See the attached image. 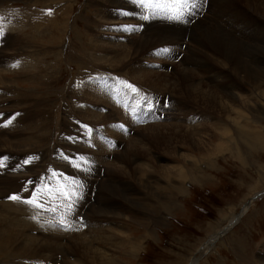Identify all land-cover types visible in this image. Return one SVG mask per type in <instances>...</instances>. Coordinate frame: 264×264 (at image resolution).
<instances>
[{"label": "rangeland", "instance_id": "rangeland-1", "mask_svg": "<svg viewBox=\"0 0 264 264\" xmlns=\"http://www.w3.org/2000/svg\"><path fill=\"white\" fill-rule=\"evenodd\" d=\"M5 2L4 4L6 5H3L2 10L5 11L7 5H9V11L13 10V13L28 14L29 18L35 19L40 31L35 34L33 31L29 36L27 34V39H25L26 36L24 35L26 33L21 30L18 41L12 50V53H16L15 59L17 63L24 62L27 64L32 62L35 68L25 71L19 69L10 71L7 65L9 57H6L7 62L2 65L5 70L1 72L3 75L0 79V94L3 98L11 99L0 106V115L10 119L9 125L11 129L3 130L0 127V131L3 130L1 135L5 142V144L0 142V154L9 155L12 153L13 157L21 156V158H24L22 155L32 156L31 162L39 164V168L33 175L35 177L42 176L45 173L55 175V183H60L57 185L62 188L65 183L62 184L63 180L61 179L64 176H68L71 179L76 174H80L82 170H88V172L89 170L95 171L94 169L96 171L99 170V173H101L100 178L104 180L102 181L105 186V197H107L105 200H107L109 205L106 211L110 210L111 214L103 215L100 218L101 223H91L90 218L87 217L89 213L86 214L89 211L79 210L80 206L76 210L69 208L66 212L72 214V216L66 219L76 227L75 232L81 231L80 229L83 227L90 229L95 224L98 230L105 231V235H108L111 229L115 228V231L121 230L131 237L133 236L132 238H137L141 242L139 253L135 255L127 254L123 251L122 253H115L114 257L120 260L116 264H193V261L196 264H261L262 257L259 256L264 255V250L261 249V246H264V151L249 152L251 150L243 146V149L240 150L242 159L239 162L234 157V153L235 155L237 154V147H235L237 145H234V148L230 147L218 160L214 159V157L208 160L203 159L202 156L207 155V152H209V155L215 153L217 142H209L205 150L195 149L193 148L191 137L184 134L176 136L165 129V126L177 123V125L185 127V132L189 131L191 129L190 125L196 119L198 121L201 118L202 108L200 104L194 102L191 97L189 99L188 94H178V96L177 94H169L165 98H163V94H144L145 91L137 87L135 80L130 74L131 70L134 69L138 73H142L145 70L157 71L156 73L161 76L175 74L177 68L173 63H180V59L183 56H178L176 60L174 56H166L165 54L172 55L171 53L176 54V52L180 54L179 48L164 49L158 47L159 44L156 45L151 53L160 57L161 61L157 60L158 58L149 57H145L144 60L142 56H136L132 59L128 57V48L126 47L132 46V44H130V41L127 42V40L133 39L136 36V32L131 30L133 25H129L130 27L128 28L129 23H122L121 20L109 17L106 11L109 8V0H5ZM152 4L159 5L162 13H167L174 9L175 11L181 10L187 15L190 14L192 15L191 18L195 20L193 23L200 19L198 23L201 25L214 23L216 27L218 26L217 28H221L227 34L229 33L228 35H233V37L242 42L253 40L256 37L257 28L263 29L264 32V4L261 2H252L253 7L260 15L251 11L244 0H152ZM49 10L51 14H49ZM246 15L249 18L244 21ZM211 16L213 17L211 18ZM250 18L255 20L259 27L243 30L245 27L244 22L251 25L252 20ZM54 22H56L55 31L61 28V35L55 32V36L52 37L47 27H50L48 25L53 26ZM137 36H139V33ZM186 40V44L182 46L185 48L182 50H185L189 43V38H186ZM98 43L102 44L98 45ZM103 44L104 47L109 45L111 52L107 46L103 49ZM95 45L98 47H95ZM113 45L115 46L113 47ZM149 45L150 43L145 48L150 51L152 46ZM113 48H116V50ZM122 48L125 49L122 51ZM216 51L214 45L210 44L209 41L207 48L204 47L197 50V62L195 65H189L188 68L193 70L194 67V70H196L195 75L199 74V78L205 80L206 72L210 70L212 65L216 67L215 64H217L218 59ZM114 52L123 53L117 59L112 57ZM120 58L124 60L122 61ZM112 61H114L115 65L114 63L112 64ZM120 61L122 62L120 63ZM218 62L221 63V60ZM249 62L251 63L250 60ZM256 66L262 67L260 69L261 72L264 71V64L258 62ZM218 69L231 71L229 66H221ZM26 72L30 73L27 74ZM178 73L179 71L176 74ZM180 74L175 78L176 81L173 79L171 83L177 82V79L181 76ZM217 74L221 81H226V85L231 86L232 80L227 78L228 74ZM260 85V91H264V85ZM250 92H254V88L252 90L247 84L242 86L241 95L253 100L254 103L256 102L258 107L263 106L264 100L259 98L261 95L255 94V92L250 94ZM25 94L29 97H26ZM91 98L93 99L91 100ZM260 100L263 101L262 104ZM254 106L252 105L251 107L253 111H258ZM193 110H196V113ZM207 110L219 113L218 111ZM217 120L219 119L209 116L205 121L208 126L202 129H193L192 131L199 132L202 130L200 131V137H202L200 140L208 142L207 139L210 135H214L215 129V126L213 124L210 126V124ZM254 126L259 128L257 132H261L264 135V115L259 118V122L254 124ZM42 127H45V130ZM249 128L254 129L255 127ZM147 130H156L157 134L159 132L161 134L164 133L165 138L156 141L151 139L145 141V132ZM137 134H139V138ZM206 137L208 138L206 139ZM126 138L129 139L127 140ZM141 140L143 144L140 143ZM37 141L42 142L37 144ZM135 142L141 144V146H138L140 149L135 148L136 151L132 149L133 145L137 146ZM145 143H147L146 146L149 145L148 148L144 147ZM203 148L206 147L203 145ZM131 150L134 153L131 152L132 154L128 156ZM146 152L147 155H145ZM150 153L153 154L149 155ZM198 160L199 162L196 163V166L199 171L205 173L202 175V178H205V183H202V181L194 182L189 176L193 174L186 172L190 170L192 163ZM134 162L138 166L142 165V163L144 164L140 167L142 173L139 174L137 166H133ZM126 163L129 167L125 166ZM145 163H147V166H145ZM123 165L127 168L122 167ZM144 166L145 169H143ZM110 167L118 168L120 173L114 172L113 168ZM168 167H175L178 174L182 171L189 177L186 179V184L180 182L182 194L179 197H175V203L169 204V206L175 208L172 211L170 210L171 214L160 212L158 214L153 213V215L151 205L156 204L157 199L161 201L162 205H165L167 202L166 190L170 189L169 187H178L179 185L177 181L168 183L163 178L167 174H164V170L161 169ZM23 173V175H29L27 172ZM2 175L3 173H0V176ZM96 177L97 175L93 178L96 179ZM70 179L67 181V186L72 183ZM94 179L87 181L93 182ZM8 185L10 188L13 185L12 188L15 189L13 195L19 196L20 199L17 201L9 199L13 195L11 192L7 194L6 191L7 189L11 191L12 188H8L7 185H0V215H2L0 217L6 218L4 219L5 225L10 228L7 231V228L4 227L3 231L0 224V235H10L7 239L8 243L6 242L4 249L1 251L0 264L18 261L20 251L16 250L23 246L21 242L24 245H28L29 240L33 239L39 245L44 244V240H41L35 232L31 230L28 232L29 229H24V226L18 224V221H23L24 224L26 221L32 220L35 223L46 222L48 225L52 223V226L56 224L55 226L61 227L58 221L65 219V216L58 215L60 209H63L64 206L59 207L56 203L52 204L48 210H43L35 204L27 203V201L34 200L38 202L36 204L41 205L39 202H42L38 196L30 193L28 186H22V189L20 188L22 192L18 194L17 186L14 183L8 182ZM112 185H118L122 190L129 189L127 191L130 198L128 203L137 208L129 209L126 206L127 204L119 201L120 198L116 194L107 192V187ZM98 186L99 184L95 186V190L90 192L88 188L89 196L92 195L94 198L91 197V202H88L91 206L99 202L101 203L100 208H104L106 204L104 203L103 195L100 198L101 200L96 198L100 193ZM3 190L4 192H2ZM4 193L6 194L4 195ZM56 194L51 189V198H54ZM72 201L76 202V200ZM88 208L87 205L86 210ZM12 212L14 213L11 216ZM114 214L118 215V217L112 219L111 217ZM151 218H156L160 221V224H151L152 226L150 225L148 229L140 225V222L148 223L149 225L152 222ZM234 220L236 221L230 229L218 240H214L213 237L217 236V234L219 235L227 226L229 227L231 221ZM118 221H122L125 225L121 224V222L118 224ZM139 226L142 227L140 228ZM109 228L111 229L107 234L106 231ZM38 230L46 235L47 233H61V235L63 234L60 237L61 241H63L62 238L69 235H64L62 233L64 229L62 228L55 230L40 227ZM147 230L148 232L151 231V234L141 239L143 235L147 234ZM25 234L26 238L24 237ZM115 235L117 234L113 233V236ZM11 236L14 237L12 238ZM65 241L66 239L64 238L63 244L59 242L61 247L65 245ZM126 245L129 246L131 244L128 243ZM56 246L59 247L58 245ZM99 249H103L105 252L107 250L105 247ZM110 250L114 252L118 248ZM75 252L67 251L66 258L63 257V259L61 255H58V252L46 250L35 259L34 257H31L32 259L28 257L27 261L26 259L24 261L19 260V263L34 264L37 261L35 264H49L55 260L53 259L54 257H58L59 263L62 264L66 260V264L69 261L72 264L73 262L78 263L81 259L80 252H78L79 254L77 251ZM113 252L109 251V253ZM5 255H7V258L4 257ZM22 257L24 258V256ZM84 264H88L87 261Z\"/></svg>", "mask_w": 264, "mask_h": 264}, {"label": "bare ground", "instance_id": "bare-ground-1", "mask_svg": "<svg viewBox=\"0 0 264 264\" xmlns=\"http://www.w3.org/2000/svg\"><path fill=\"white\" fill-rule=\"evenodd\" d=\"M244 1L247 3V5H248V7H249V9L251 11H253L257 15H260L259 12L255 9V7H253L252 2H261L262 4H264V0H244ZM4 3H6L5 0H0V29H2L3 33H4V35L2 37H0V79H1V77L3 75V74H1V72L5 70L2 67V65H3V63L7 62V58L6 57H9V60H8L9 63H7V65L9 66L8 70H10V71H13L14 69H19V70L25 71V70H31V69L35 68L33 66L32 62H28L27 64H25L24 62L17 63L16 59H15L16 53H12L13 52L12 50L14 49L13 46L16 45V43L18 41V38L20 36L19 32L21 30L22 31L24 30V32L26 33V35H24V36H26L25 39H27V34L29 36L30 34L33 33V31H34V34L40 31V27L36 25L35 19L33 20V18H31V17L29 18L28 14H26V15L21 14L20 15L18 13L17 14L13 13L12 12L13 10L9 11L10 10L9 9L10 8L9 5H7V8L5 9V11L2 10L3 5H6ZM103 4H105V3H103ZM4 7H6V6H4ZM106 11H107V14L109 15V17L111 19H118V20H121L122 23H129L128 24V28L130 27L129 25H133V28L131 27L132 29L131 28L130 29L133 32H136V36L133 37V39L130 38L131 40L130 39L129 40L126 39L127 42L130 41V44H132V46L130 45L131 47L130 46L126 47V48H128L127 49L128 57H130L131 59L136 57V56L137 57L142 56L144 60H145V57H149V58H158L157 60L161 61V59H159L160 57H157V56H155L154 53H151L154 50V47L156 45L159 44L158 47H162L164 49L173 48V47L179 48L180 54H178L177 52H176V54L171 53L172 55H168V54L164 53L166 56H174V59H176V60H177L178 56H181V55L183 56L181 59L179 58L180 61H181L180 63H177V62L173 63V65H176L177 72L179 71V73L176 74L177 72H175V74L170 75V76H172V78H170V76L167 75V74L161 76L159 73H156L157 71L153 72V70L152 71L145 70L142 73H138L136 71V69H134V70H131V73H130L132 78L135 80L137 87L139 89H143L145 91L144 94H150V93L151 94H154V93L163 94V98H165L169 94H177V96H178V94H183V95L184 94H188L189 95V97H188L189 99L191 97L194 100V102H196L197 104H200V107L202 108V110H201L202 113L200 115L201 118L198 121L196 119L193 122V124H191V125L189 124L190 128H191L189 131L185 132V127H183V126H181L179 124L177 125L176 122H175L176 124H174V125L165 126V129L171 131L176 136H180L181 134H184V135H187L188 137H191V140H192L191 142L193 143V145H194L193 148H195V149H203V150H205V149H207V146L209 145V142H211V143L212 142H217V144H219V145L217 146V144H216V149H215V153L214 154L209 155V152H207L206 153L207 155H203L202 156V158L203 159L205 158V160L211 159L213 157H214V159L218 160L221 157V155L223 156L225 151L229 150L230 147L234 148V145H237V146H235V147H237L236 148L237 154L235 155V153H234V157L237 158L239 162L242 159V152L240 150L243 149V146H246L247 149H250L251 151H249V152L264 151V135L261 132H257V130L259 128L254 126V124H257L259 122V118L262 115H264V105L261 106V107H258L256 105V102L254 103L253 100L249 99L248 97H245V96L241 95L242 86L247 84L248 86L251 87L252 90L254 88L255 94L261 95L259 97L261 100H264V91H260V86H261L260 84L264 85V71L261 72L260 69H262V67H259V66L257 67L256 66V64L258 62L261 63V64H264V38H263L264 32H263V29L257 28V27H259V25H258V23H256L255 20H252L250 18L252 20L251 25L249 23H247V22H244L245 27L244 28L242 27V28H243V30L244 29L251 30V29H256L257 28L256 29V37L253 40H247L246 42H242V41H239L238 39H236L235 37H233V35L232 36L228 35L229 33L227 34L221 28H217L218 26L216 27L214 23H205L204 25H201V24L198 23V22H200L201 19L200 20H196V22L193 23L195 20H193L191 18L192 15H190V14L187 15V13L181 12V10L175 11L174 9H172L171 11H169L167 13H162L160 11V6L159 5H153L152 4V0H109V8ZM107 14H106V16H107ZM252 15H251V17H252ZM224 16H226V15H224ZM32 17H34V16H32ZM176 17H178V18H176ZM212 17L213 16H211V18ZM247 18H249L248 15H246L244 17V21ZM207 21H209V19H207ZM48 26H50V27H47V28H48V31L50 32L52 37L55 36V32H56V34L58 33L59 35H61V28L59 30L57 29V31H55L56 22H54L53 26L52 25H48ZM99 26H100V24H99ZM200 27H202V28H200ZM229 30H231V29H229ZM129 32H131V31L129 30ZM138 33H139L140 37L137 36ZM50 34H49V36H50ZM197 35H200V36H197ZM236 37H238V36L236 35ZM186 38H189V43L187 44L186 49L182 50V49L185 48V47L183 48L182 46L186 44V41H187ZM209 41H210V44L212 43L214 45L215 49L217 50L216 52L218 53L217 64H215V66L217 68L212 65L210 70H208L206 72V79L203 80V79L199 78V76H198L199 74L197 76L195 75L196 74L195 73L196 70H194L195 69L194 67H193V70H191V69L188 68V66L196 64V62H197V60H196V52H197V50L202 49L204 47L207 48L209 46ZM149 43L152 46V49L150 51L146 50L147 48H145V47H148L147 45ZM22 44H24V43H22ZM99 44L101 45L102 43H98V45ZM54 45H56V44H54ZM108 46H107V48H109ZM114 46L115 45H113V47ZM95 47H98V46L95 45ZM105 47H104V44H103V49H105ZM113 49L116 50V48H113ZM123 49H125V48H122V51H123ZM109 50H110V48H109ZM203 51H204V49H203ZM110 52H111V50H110ZM141 52H143L142 55H141ZM122 53L121 52H114L112 54V57L118 59V57ZM248 53H249V56H248ZM208 54H209V52H208ZM26 56H28V55H26ZM48 56H49V54H48ZM124 56H125V54H124ZM22 57H24V56H22ZM110 57H111V55H110ZM120 60L123 61L124 59L120 58ZM162 60H164V59H162ZM219 60H221V63L218 62ZM249 60L251 61V63L249 62ZM19 61H22V60H19ZM122 61H120V63ZM132 61H134V60H132ZM164 61H166V60H164ZM29 63H31V64H29ZM113 63H114V61H112V64ZM118 64H119V61H118ZM123 64H124V62H123ZM114 65H115V63H114ZM116 65H117V62H116ZM125 65H126V63H125ZM221 66H229V69H231V71H230L231 73L226 71V70L224 71L223 69H222L223 71L218 69ZM115 67H117V66H115ZM120 67H123V66H120ZM127 67H128V65H127ZM180 72H181V74H180ZM26 73L28 74L30 72H26ZM217 73H220L221 75H227L228 74L227 78L232 80L231 86L230 85H226V83H225L226 81H221V79H219ZM179 74L181 76L177 79V82L171 83V80H173V79L175 80V78L177 77V75L179 76ZM229 86H230V90H229L230 92L228 91ZM94 87H95V85H94ZM77 90H78V88H77ZM4 91H6V90H4ZM254 92H250V94H254ZM101 93H102V91H101ZM26 95L27 94H25V96ZM171 96H173V95H171ZM26 97H29V96H26ZM174 97H176V95H174ZM5 98H3L1 96V94H0V106L3 105L5 102H7L9 99H11V98H9V99L8 98L5 99ZM178 98H180V97H178ZM259 98L257 97V99H259ZM92 99L93 98H91V100ZM261 100H260V103L262 104L263 101H261ZM118 105H119V103H118ZM252 105H255L254 107L257 108L258 111H256V110L253 111V108H251ZM195 106H197V105H195ZM207 109H210V110H213V111H218L219 113H213V112H211V111H209ZM195 111H194V113H196ZM35 114H36V112H35ZM118 114H119V112H118ZM91 115H93V114H91ZM211 115H213V116H215L216 118L219 119L217 121H214L215 123L212 122L210 124V126L212 124L215 126V129H214V132H213L214 135H210L209 136V134H208L209 138L206 137V139L208 138L207 139L208 142L201 141L200 139L202 137H200L201 136L200 135L201 134L200 131H202V130H200L199 132H195V131H192V130L193 129H202V128L208 126L206 124V122H205L206 119L209 116L212 117V118H215V117H213ZM15 119H17V118H15ZM91 119H93V118H91ZM95 119H97V118H95ZM10 122H11L10 119H6V118H4L3 116L0 115V127H2L3 130H7V129L10 130L11 129V127L9 125ZM101 124H102V121H101ZM249 127H255V128L252 129V128H249ZM137 128H139V127H137ZM42 129L45 130V127H42ZM163 129H164V127H163ZM2 131H0V142H4V139H3L2 135H1L3 133ZM208 131H210V130H208ZM156 132H157L156 130H151V131L147 130L145 132V138H144L145 141H149V139H151L153 141H156L158 139L165 138V136L163 135L164 133L161 134L159 132V134H157ZM210 133H212V132L210 131ZM137 135H138L137 137L139 138V134H137ZM213 136H215V137H213ZM122 139H124V138H122ZM37 142H38L37 144H39L42 141H37ZM140 143L143 144L142 140H141ZM4 144H5V142H4ZM141 144L138 143L137 146L133 145L132 149L134 151H136L135 148L138 149L139 148L138 146L139 145L141 146ZM146 145H147V143H145L144 147L148 148L149 145L148 146H146ZM203 145L206 148H203ZM133 150L129 151L128 156L130 154L134 153ZM123 153H125V152H123ZM11 154H9V155L8 154H3V155L0 154V173H3V175H2L3 177L0 176V185H5V186L7 185L8 188H10L9 185H8V182L9 183H14L17 186L16 189H17V193L18 194L22 192V190H21L22 186H25V187L28 186V189H29L30 193L32 195H34V196H38L42 200V202H39V203H41V205H40L41 209L48 210L49 207L52 204H56V203H57V205L59 207H63L64 206L63 209H60V213L58 215L65 216V219H60L58 221L59 225L61 227L55 226L56 224L52 226V223H50L48 225L46 222H44V223H35L32 220L26 221L24 224H23V221H21V222L18 221V224H22L24 226V229H29L28 232L30 230L35 232L37 234V236H39L41 238V240H44V244L43 245H41V244L39 245L33 239L29 240V244L28 245H24V243L21 242V245L23 244V246H20L18 248V250H16L14 248L16 251H20V253L17 252V253H19L18 261H13L12 263H8V264H23V263H19V260L24 261L26 259V261H27L28 257H30V258L34 257V259H35L36 257L41 256L42 252L46 251V250L55 251V253L58 252V255H61L62 258L63 257L66 258L67 251H72L73 253L75 251H77V253L80 252V256H81V259L79 258L80 261L78 263L77 262L76 263L73 262V264H84V262H86V261H87L88 264H116V262H119L120 260H117L114 257L115 253H117V254L120 253V252L122 253V251L126 252L127 254H133V255L139 253L141 242H139V240L137 238H132L133 236L131 237L130 235H128L124 231H121V230L115 231V228L114 229L113 228L112 229L109 228L108 231H106V232L108 234L110 229H111V232L108 235H105V233H104L105 231L103 232V230H101V229L98 230L96 225L93 224L92 228H90V229H86V228L83 227L82 229H80L81 231H76L75 232L76 227L74 225H72L71 223H69V220L67 221V219L71 218L72 214H68L66 212V210L69 209V208H73L74 210H76V209L79 208L78 206H80L79 210L89 211V212H86V214L89 213L87 217L90 218V222L91 223L92 222L101 223L100 218L103 215L111 214L110 210L106 211V209L108 208L109 205L107 203V200H105V199H107V197H105V186H104V183H103L104 180L100 178L101 177V173H99V170L96 171V169H94L95 171H90L89 170V172H88V170H82V171H85V172L81 171L80 174H76L75 173L76 175L73 176L71 179L68 176H64L61 180H63L62 184L65 183L63 185L65 188L64 187L62 188V187H59L60 185H57V184H60V183H55V180H54L55 175L53 176V175H49L47 173H45L42 176L39 175L38 177H35L33 175V173L39 168V164H36V163L33 164L31 162L32 156H30V155H22V156H24V158H21V156L13 157V155H11ZM142 154H140V155L142 156ZM152 154L153 153H150L149 155H152ZM145 155H147V152L145 153ZM145 155H144V157H145ZM117 161L119 162V160H117ZM117 161H116V163H117ZM198 162H199V160L197 162H193L192 165L190 166V170H188L186 172L187 173L191 172L193 174V175H189V176H191L190 179L193 180L194 182H197V181L201 182L202 181V183H205V178H202V175L205 174V173L201 172V171H199V169H197L196 163H198ZM121 163H122V161H121ZM145 164H146L145 166H147V163H145ZM127 165L128 164L126 163L125 166H127ZM142 165H144V164L142 163ZM142 165L138 166L135 162L133 163L134 167L137 166V170H138L139 174L142 173V169L140 168V167H142ZM145 166L143 167V169H145ZM91 167H89V168H91ZM122 167H124V165ZM127 167H129V166H127ZM151 167H153V166H151ZM108 168H109V166H108ZM110 168H113L114 172L120 173L119 172L120 170L118 168L117 169L114 168V167H110ZM148 168H150V167H148ZM176 169L177 168H175V167L174 168L168 167V168H162L161 169V170H164L163 171V172H165L164 174H167V175H164L163 178H165L168 183L177 181V182H179V185H178V187H175V186L169 187L170 189L166 190L167 202H166L165 205H162L160 203L161 201L159 199L156 200V202H155L156 204L151 205L152 206L151 210H153L152 214L153 213H157L158 214L160 212H162V213L167 212V213L171 214V211L173 209H175L174 207L172 208V206H169V204L170 203L171 204L175 203L174 202L176 200L175 197H177V196L179 197V195L182 194V187H181L180 182L186 184V182H187L186 179L189 177L182 171L178 174ZM121 170H123V169H121ZM23 172H27L29 175H27V174L23 175L24 174ZM109 172H111V171H109ZM30 173H32V174H30ZM130 173H131V171H130ZM96 175H97V177H96V179H94L93 177H95ZM34 177H35V179H34ZM134 178H135V176H134ZM201 178H202V180H201ZM69 179L72 180V183L69 186H67L66 184H67V181ZM92 179H94L93 182H88L87 181V180H92ZM147 180H148V178H147ZM97 184H99L98 190H100V193H99V195L96 198L100 199L102 197V195H103L104 203L106 204V206L104 208H100V204L101 203H99V202H98L99 204L95 203L93 206L89 205V202H91V197H92V195L89 196V192L91 190H95V186ZM15 185H14V187H15ZM12 187H13V185H12ZM124 187H126V186H124ZM77 188H79V189H77ZM88 188H89V192H88ZM6 189H7V187H6ZM12 189H11V191H9L7 189L6 193L10 194V192H11V194L13 195V193L15 192V189L14 188H12ZM51 189L54 190L57 193L54 198H51V196H52L51 195ZM128 190L129 189L122 190V189H120L118 187V185H112L110 187H107V192H109L110 194H116V196L120 198L119 201L120 202H124L125 204H127L126 206L129 209H133V208L136 209L137 207L131 206L128 203L130 201V198L128 196L129 192H127ZM2 192H4V190ZM6 193H4V195ZM8 196H10V195H8ZM4 197H6V196H4ZM72 200H76V202L74 203ZM36 203H38V202H36ZM1 204L3 206H6L3 203H1ZM87 205L89 207L88 210H86L87 209ZM7 209H9V208L7 207ZM5 212H6V210H5ZM52 212H53V210H52ZM13 213L14 212H12V214L10 213L11 216L13 215ZM6 215H7V213H6ZM0 216H2V215H0ZM62 216H59V217H62ZM117 217H118V215L114 214V215H112L111 218L115 219ZM4 219H6V218L2 217L0 219V224H1L2 230L4 229V227H6ZM151 221L152 222L149 223V225H148V223H143V222H140L141 223L140 225H142L146 229H148V227H150L151 224H154V225H157L158 223L160 224V221L157 220L156 218H153V219L151 218ZM235 221L236 220L231 221L229 227L227 226V228H225L222 232H220V233L218 232L219 235L217 234V236L213 237L214 240L215 239L218 240V238L223 236L230 229L232 224L235 223ZM120 222H121V224L123 223L122 221H118L117 223L119 224ZM138 223H139V221H138ZM126 226H128V225H126ZM142 226H139V227L141 228ZM1 227H0V229H1ZM40 227L49 228V229H55V230H59V228L64 229V232H62V233H64V235L69 234L68 236L64 237L66 239L65 245H63V247H61V245L59 243V242H62V244H63L64 238H62L63 241L60 240V237L63 234L61 235V233H59V234H49V233H47V235H46L44 232H40L38 230ZM6 228H7V231H8V229H10L8 227H6ZM11 229H12V227H11ZM15 229H17V228H15ZM105 229H106V227H105ZM13 230H14V228H13ZM19 232H21V231H19ZM150 232L151 231L148 232V230H147V234L143 235V237L141 239H143L144 237L149 236L151 234ZM22 233H20V234H22ZM113 233L114 234L116 233L117 235L113 236ZM28 235H29V233H28ZM9 236L10 235H8V234H4L3 236L0 235V254H1L2 249H4V246H5L6 242L8 241L7 239H8ZM24 237L26 238V234H25ZM27 238H28V236H27ZM33 238H34V236H33ZM3 242H5V243L3 244ZM41 242H43V241H41ZM128 243L131 244V245L127 246L126 244H128ZM19 244H20V242H19ZM56 245H58L59 247H57ZM98 247L99 248L105 247L108 251L105 249L106 250V252H105L103 249L101 250ZM261 247H262L261 249L264 250V246H261ZM112 248H118V250L113 252L112 250H110ZM109 251H111L113 253H109ZM50 253H53V252H50ZM73 253H72V255H73ZM22 256H24V258ZM263 256L264 255L259 256V257H262L261 258V264H264V257ZM4 257L7 258V255H5ZM67 258H69V257H67ZM53 259H55V260L51 261L49 264H62V263H59V258L58 257H54ZM66 262H67V260H66ZM66 262H64V264H66ZM35 263H37V261ZM67 264H72V263H70V261H69V263H67ZM193 264H196V263L193 261Z\"/></svg>", "mask_w": 264, "mask_h": 264}, {"label": "snow or ice", "instance_id": "snow-or-ice-1", "mask_svg": "<svg viewBox=\"0 0 264 264\" xmlns=\"http://www.w3.org/2000/svg\"><path fill=\"white\" fill-rule=\"evenodd\" d=\"M49 14H51V11L50 10H49ZM176 18H178V17H176ZM3 35H4L3 30L0 29V37H2ZM9 199L14 200V201H17V200L20 199V197L17 196V195H13V196H10ZM27 203H29V204H36V202L34 200L27 201ZM36 206L37 207H40V205H38V204H36Z\"/></svg>", "mask_w": 264, "mask_h": 264}]
</instances>
